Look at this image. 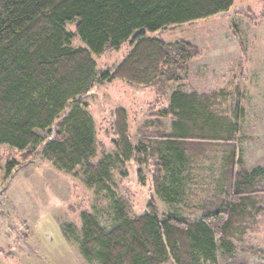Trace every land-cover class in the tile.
Instances as JSON below:
<instances>
[{
    "label": "trees",
    "instance_id": "trees-1",
    "mask_svg": "<svg viewBox=\"0 0 264 264\" xmlns=\"http://www.w3.org/2000/svg\"><path fill=\"white\" fill-rule=\"evenodd\" d=\"M235 1L0 0V146L25 159H49L65 173L80 172L87 189L110 197V228L81 213L79 251L85 262L216 264L264 219V166L244 165L237 146L243 109L237 102L227 116L217 102L226 100L224 92L173 91L168 105L137 130L135 146L126 110L117 108L113 154L91 162L96 132L84 98L94 85L123 80L151 86L168 66L199 55L190 43L165 44L151 35L230 14ZM75 37L83 46L73 47ZM126 43L131 49L114 71L98 72L94 56ZM205 161L217 164V175L212 190L190 194L188 216L159 213L154 199L141 215H130L128 202L115 191L113 171L119 167L125 178V164L133 162L140 182L142 169L151 167L155 197L168 207L180 205L186 202V180L205 172ZM15 165L7 164L6 175Z\"/></svg>",
    "mask_w": 264,
    "mask_h": 264
},
{
    "label": "rangeland",
    "instance_id": "rangeland-1",
    "mask_svg": "<svg viewBox=\"0 0 264 264\" xmlns=\"http://www.w3.org/2000/svg\"><path fill=\"white\" fill-rule=\"evenodd\" d=\"M235 2L230 14L151 35L165 44L185 42L199 50L197 57L182 66H168L151 86H134L123 80L94 85L84 98L96 132L97 154L92 163L113 154L111 125L117 108L126 110L135 146L137 130L168 105L173 91L180 90L199 95L229 94L225 101L223 98L217 101L227 116L238 102L243 109L237 143L242 161L247 168L264 166V2ZM66 29L74 32V25ZM72 45L83 46L77 37ZM130 49L126 43L119 51L106 50L101 56H94L97 71L113 72ZM23 156L24 153L9 146H0V264H89L79 251L81 213L94 215L99 225L110 228L114 219L110 197L87 189L78 175L80 172H62L51 160L39 155L26 159ZM12 161L16 165L8 176L6 166ZM203 164L204 173L195 172L186 180V202L180 205L168 207L155 197L151 167L142 169L144 182H140L133 162L125 164V178L119 175V167L113 171L115 191L128 202L130 215H141L154 199L159 213L176 210L188 216L185 206L190 194L212 190L211 180L217 175V164L211 165L210 161ZM263 225H257L244 242L237 243L234 252L245 250V256L264 252ZM219 259L216 264H222L224 259ZM259 261L264 259L259 257L255 262L260 264Z\"/></svg>",
    "mask_w": 264,
    "mask_h": 264
},
{
    "label": "crops",
    "instance_id": "crops-1",
    "mask_svg": "<svg viewBox=\"0 0 264 264\" xmlns=\"http://www.w3.org/2000/svg\"><path fill=\"white\" fill-rule=\"evenodd\" d=\"M262 224H264V219L258 224V226L262 225ZM262 230H263V227L259 231L258 235L261 234ZM263 233H264V231L262 232V234ZM254 234L256 235V231ZM244 253H245V250L242 252L236 251L234 253H230L229 255H227V258H223L224 260H222V264H258L255 262L256 259H259V257L264 259V252H258V253L257 252L256 253L251 252L250 254H248L246 256L244 255ZM238 254H240V255H238ZM219 257L220 258L222 257L221 254L219 255ZM219 257H218V259H219ZM237 258L239 260H236ZM260 264H264V261L260 262Z\"/></svg>",
    "mask_w": 264,
    "mask_h": 264
}]
</instances>
